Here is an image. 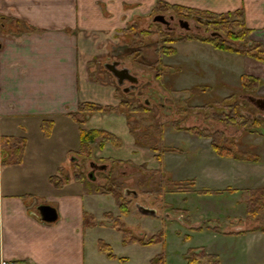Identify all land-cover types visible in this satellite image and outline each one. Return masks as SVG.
<instances>
[{
  "label": "crops",
  "instance_id": "0c3cea01",
  "mask_svg": "<svg viewBox=\"0 0 264 264\" xmlns=\"http://www.w3.org/2000/svg\"><path fill=\"white\" fill-rule=\"evenodd\" d=\"M158 1L214 13L240 10L250 40L264 45V0H0V135L25 138L19 163L1 164L0 153V261L127 263V258L119 263L117 255L109 259L98 251L95 230L113 227L106 218V196L84 182L70 178L55 185L50 177L70 168L79 126L69 114L78 104L117 105L112 83L86 79L87 61L97 56L98 46L119 40L127 23L141 19ZM242 57V75L260 78L255 70L264 64ZM98 116L92 129L116 135L121 143L116 150H136L120 115ZM43 120L52 121L49 134L42 131ZM221 158L230 160L235 181L223 189L235 194L244 188L246 196L264 190V160ZM41 204L55 208V221L41 220L36 210ZM258 219H248L244 210V221ZM220 236L232 245L231 253L239 252L246 262L255 245L264 256V224L220 231ZM215 255L220 264V254Z\"/></svg>",
  "mask_w": 264,
  "mask_h": 264
},
{
  "label": "rangeland",
  "instance_id": "374dc122",
  "mask_svg": "<svg viewBox=\"0 0 264 264\" xmlns=\"http://www.w3.org/2000/svg\"><path fill=\"white\" fill-rule=\"evenodd\" d=\"M157 14H162L167 20L169 16H173L174 21L171 24L174 25V30L168 33L169 38L176 39L189 35L206 37L211 34L197 24L193 17L183 18L171 11L160 13L152 9L144 15L141 14L143 15L141 19L127 23L123 35L119 34L120 38L115 43L107 42L103 46H98L97 56L94 60L87 61L89 72L86 79L92 84L112 83L115 86V93L118 89L121 96L114 95L117 105L112 111L92 112L86 116L87 120L82 124L83 127L78 125L79 129H92L91 127L97 124L98 115L109 114L113 118L120 115L125 120L129 137L135 144L136 141H140L136 144V150H132L130 146L119 151L116 148L121 145L115 147L111 143L104 144L103 149L99 146L98 138L91 144L90 159L82 161L75 159V162L82 166L85 185L106 196L107 205L104 206L110 210L106 215L108 222L113 225L115 218L119 219L138 242L124 244L121 232L115 227L103 225L95 230L94 234L109 244L113 254L118 256L119 263L121 258H127L126 264H147L150 259H154L151 264H186L190 252L199 254L205 252L220 254V264H263L264 256L261 255V248L258 245L252 248L250 259L246 262L244 255H237L239 252L231 253L232 245L228 239L220 236V231H233L240 227L250 228L264 224V216H259L258 223L243 220L247 198L244 188L235 194H231V188L223 189L224 186L235 183L230 160L215 154L210 139L201 138L181 128L197 127L221 131L226 137H233L241 156L244 155L248 160L255 157L262 162L264 160L262 126L261 134L258 135L242 128L225 126L206 118L207 112L204 113L203 110L199 112L198 106L218 105L229 95L245 102L248 95L264 99V83L253 91L243 92L240 75L244 72L245 58L242 57L244 55L214 50L205 42L197 40L174 42L172 47L176 52L173 55L159 56L157 41L161 39L160 33L165 32L166 27L153 21ZM179 19L186 20L190 29L180 28L177 24ZM130 24H137V30L126 32ZM143 30L151 33L142 34ZM137 51L140 53L138 56ZM113 61H118L120 67H128L131 73L137 76L141 88L138 91L142 90L141 93L132 90L122 91L121 88L127 86V82L123 86H118L115 78L104 68L105 63ZM146 64L155 66V69ZM161 65H165V73L162 72ZM158 71L162 72L160 78L156 77ZM255 72L261 75L259 79L264 82V66L259 64ZM146 87L152 88L155 91L154 95L155 93L162 95L164 105L170 107L169 112L164 114L157 101L144 93ZM144 98L148 103H143ZM121 102L137 107L146 105L149 108L148 113L127 114L129 108ZM192 107L198 108L193 112L184 110ZM242 108L253 115L264 116V112L254 109L249 104H243ZM90 117L92 119L89 120ZM142 133H145V136L140 137ZM224 144L230 145L229 142ZM72 162H69L70 168L62 172L67 173L70 178H73L74 171ZM91 162L103 163L105 170L92 171L93 177L88 180L86 175L91 171L89 166ZM241 165L250 167L251 164ZM106 178L115 182L116 191L130 202L128 214H121L114 198L103 192L101 187L105 186V183L112 184L107 182ZM158 181L163 185L160 191L156 192L154 189ZM126 189L134 190L137 196L125 194ZM136 204L154 209L156 214H141ZM236 219L237 221H234ZM151 240L155 241L147 243ZM216 260L214 257L203 258L198 264H213Z\"/></svg>",
  "mask_w": 264,
  "mask_h": 264
},
{
  "label": "trees",
  "instance_id": "16d2710c",
  "mask_svg": "<svg viewBox=\"0 0 264 264\" xmlns=\"http://www.w3.org/2000/svg\"><path fill=\"white\" fill-rule=\"evenodd\" d=\"M154 12H168L171 11L179 17L189 18L193 17L197 24H200L206 31H210L211 34L206 37H200L197 35H189L182 36L176 39L169 38L168 32L161 31V39H158L157 44V54L159 56H171L176 52V49L172 47L174 42H183V41H191L197 40L201 42H205L210 44L214 49L225 51L228 53H236L239 55H244L250 57L256 61L264 63V45L261 43L253 42L249 39L250 29L246 27L244 22V16L242 11H233L226 13H214L209 11H200L196 9H190L187 7L179 6V5H170L164 3L162 1H158L156 5L153 7ZM137 24H130L126 29L128 31H136ZM142 34H149L151 32L147 30H143ZM138 52V53H137ZM136 52L138 56L139 51ZM138 62V61H137ZM142 62V61H140ZM139 63V62H138ZM151 69H155V66L148 65ZM165 65H161L162 72L165 73ZM161 71L156 72V77L162 76ZM160 78V77H159ZM241 88L243 92L253 91L259 85L264 82L259 78L241 75L240 77ZM116 97H120L121 93L118 89H116L115 93ZM223 102V103H222ZM248 104L245 100H240V98L229 95L226 98H223L222 101L218 105L210 106V105H201L198 106L201 112L206 113L205 116L208 119H213L220 124L225 126H232L235 128H242L246 131H250L255 134H261L260 127L264 128V117L257 116L251 114L246 110H243V104ZM122 105H125L129 108L127 114H137V113H148L149 108L145 105L143 106H132L128 105L126 102H121ZM220 105V106H219ZM198 107H192L190 109L186 108L184 110L193 112ZM114 108L112 106H101L93 103H79L75 112L70 113L69 116L78 124L82 125L87 120V115L91 114L94 111H112ZM208 110V111H207ZM85 114V115H83ZM52 126V121L43 120L42 121V131L44 134H49ZM184 131L196 134L197 136L205 139H210V145L213 151L220 157H229L236 160H248L247 157L244 158V155H240L239 151L236 148V141H234L233 137H226L221 131H210L208 129H199L197 127H182ZM264 134V132L262 133ZM145 136V133L140 134L141 136ZM218 137L220 140H218ZM99 138V146L103 147L106 143H111L115 147L121 145L119 138L109 133L105 130L101 129H89L85 130L80 128L78 133V147L70 157L71 166L74 167V171L72 172V179L83 182L84 181V173L81 170L82 166L80 163L75 162V159H90L92 157L91 144L95 142L96 139ZM140 142L136 141V144ZM229 142L230 145H225L224 143ZM7 145V146H6ZM25 145L24 137H16V136H8V135H0V153H1V164L8 163H19L22 158L23 150ZM5 146V147H4ZM154 151H159L157 148H152ZM171 150V149H164ZM163 150V151H164ZM176 151V150H173ZM51 181L55 185L63 184L66 180L70 179L67 173L60 172L58 175H53L50 177ZM107 182H111L112 184L105 183V186H102L103 192L111 195L116 205L119 208L121 214L126 215L129 213L130 202L125 200V198L116 191V183L113 182L110 178H106ZM161 184L160 181L156 182L155 191H160ZM245 203V215L248 219L254 220L258 219L259 216L264 215V190L259 189L255 192H249L246 196ZM113 227H115L122 234V242L124 244H129L133 242H138L130 234V231L127 230L119 219L115 218L113 223ZM156 237V236H155ZM155 240H151L147 243L154 242ZM98 251L103 253L107 258H114V254L111 250V247L99 239L97 242ZM217 258L213 254H206L205 252L199 254L196 252H190L187 256L186 264H198L199 260L203 258ZM154 259L152 260V262ZM151 262V263H152ZM213 264H218L216 260Z\"/></svg>",
  "mask_w": 264,
  "mask_h": 264
},
{
  "label": "water",
  "instance_id": "95a60500",
  "mask_svg": "<svg viewBox=\"0 0 264 264\" xmlns=\"http://www.w3.org/2000/svg\"><path fill=\"white\" fill-rule=\"evenodd\" d=\"M153 21L159 22L162 24L167 23L166 19L164 18V16L162 14L155 15L153 17ZM178 23H179L180 27H182L184 29H188V22L186 20L179 19ZM119 65H120V63L118 61H113L111 63H106L104 65V67L116 79V83L118 86L123 85L124 81H129V82L135 84L137 82V78L135 76H133L127 68H125V67L119 68L118 67ZM127 91H128L127 88L123 89V92H127ZM249 100L251 102H253L259 109H263L262 107L264 106V99L256 98L254 96H250ZM92 164L93 163H91L90 166H92ZM87 177L89 179H92L93 172L90 171L87 174ZM124 193L127 195L131 193L133 196H135V197L137 196V193L134 190L126 189ZM136 206H137L138 211L141 214H144V215H155L156 214L154 209H151L149 207L142 206L139 204H136ZM36 210H37L41 220H43L45 222H53L57 218V212H56L55 208L50 206V205H47V204L38 205Z\"/></svg>",
  "mask_w": 264,
  "mask_h": 264
},
{
  "label": "flooded vegetation",
  "instance_id": "af4514ba",
  "mask_svg": "<svg viewBox=\"0 0 264 264\" xmlns=\"http://www.w3.org/2000/svg\"><path fill=\"white\" fill-rule=\"evenodd\" d=\"M165 18V17H164ZM166 19V18H165ZM166 21H167V23H165V24H163L165 27H166V32H168V33H171V32H173V28H174V25H172L173 24V21H174V18H173V16H169L168 17V20L166 19ZM179 21V20H178ZM178 21H177V24H178V26H179V23H178ZM172 23V24H171ZM162 24V23H161ZM180 27V26H179ZM180 28H182V27H180ZM184 29V28H183ZM190 29V26H189V23H188V29H184V30H189ZM119 68H122V67H120V65L118 66ZM123 67H126V66H123ZM130 73H131V71H130ZM132 74V73H131ZM133 76H135L134 74H132ZM136 78H137V76H135ZM115 81H116V79H115ZM127 82V86H124V87H122L121 89H122V91H123V89H128V90H132V91H138V89H141V88H139L140 86H139V84H140V82L138 81V78H137V82L135 83V84H133V83H131V82H129V81H124V83H126ZM123 83V84H124ZM121 86H123V85H121ZM145 91L146 92H144V93H146V95L147 96H149V98L150 97H153V99L154 100H156L157 102V105H158V107H160L162 110H163V112H164V114H166L167 112H169L170 111V107H168V106H166V105H164V98L162 97V95L161 94H158V93H155L156 95H154V92L155 91H153V89L152 88H150V87H146V89H145ZM141 93L142 92V90H140V91H138V93ZM154 95V96H153ZM141 96V95H140ZM140 98V97H139ZM249 98H250V95H248V96H246V101L248 102V104L251 106V107H254V109H256V110H258V111H261V112H264V106L262 107L263 109H259L253 102H251L250 100H249ZM142 101H143V103L145 104V103H148L147 102V99H142ZM257 116H261V117H264L263 115H257ZM213 132H215L216 130L214 129V130H212ZM91 163H93V162H91ZM90 163V164H91ZM90 166V165H89ZM90 168H91V171H96V170H98V171H104L105 170V165L103 164V163H101V164H95V163H93L92 164V166H90ZM86 178L89 180V178L87 177V175H86Z\"/></svg>",
  "mask_w": 264,
  "mask_h": 264
},
{
  "label": "built area",
  "instance_id": "2783aa9c",
  "mask_svg": "<svg viewBox=\"0 0 264 264\" xmlns=\"http://www.w3.org/2000/svg\"><path fill=\"white\" fill-rule=\"evenodd\" d=\"M0 264H10V263L8 261L3 260L0 262Z\"/></svg>",
  "mask_w": 264,
  "mask_h": 264
},
{
  "label": "bare ground",
  "instance_id": "6f19581e",
  "mask_svg": "<svg viewBox=\"0 0 264 264\" xmlns=\"http://www.w3.org/2000/svg\"><path fill=\"white\" fill-rule=\"evenodd\" d=\"M125 68H127L129 71H130V69L128 68V67H125ZM3 260H5V261H8V260H6V259H1V261H3ZM0 261V262H1ZM10 264H12L10 261H8Z\"/></svg>",
  "mask_w": 264,
  "mask_h": 264
}]
</instances>
